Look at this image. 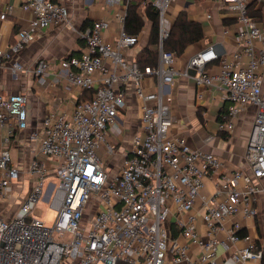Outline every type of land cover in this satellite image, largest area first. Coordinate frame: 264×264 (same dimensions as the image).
<instances>
[{"label":"built area","instance_id":"built-area-1","mask_svg":"<svg viewBox=\"0 0 264 264\" xmlns=\"http://www.w3.org/2000/svg\"><path fill=\"white\" fill-rule=\"evenodd\" d=\"M101 1L121 8V28L114 38L103 36L112 18L93 20L81 29L82 52L58 60V75L92 95L76 101L69 114L44 116L40 129L29 135L38 145L26 169L14 162L9 145L15 132L27 127V96L0 93V264H220L217 246L227 250L238 240L244 244L233 253L235 262L260 264L263 250L251 236L238 233V222L225 228L223 221L239 212L256 215L254 202L264 193V20L247 13V0H221L242 25L236 32L237 49L226 59L209 45L180 72L189 75L194 69L196 83L222 90L227 105L224 120L217 123L220 131H232L235 118L253 108L244 154L248 169L224 173L215 154L192 149L185 137L169 134L166 88L179 71L162 40L173 0H143L142 5L149 3L157 11L159 35L157 63L143 68L135 56L125 54L139 41L138 34L123 29L129 0ZM20 6L34 16L7 47L0 46V61L7 60L14 75L22 68L16 54L36 33L69 20L60 0H23ZM10 10L11 5L0 6V20ZM217 58L219 71L206 73L207 63ZM48 70L45 59L35 60L33 73L40 81ZM129 94L139 100L140 131L122 149V162L113 173L105 166L117 152L109 128L124 115ZM216 173L214 191L202 194L204 178ZM24 176L31 178L19 200ZM40 198L56 213L51 224L35 208ZM198 199L200 226L192 212ZM13 203L16 212L7 215ZM170 224L179 230L178 237L171 235Z\"/></svg>","mask_w":264,"mask_h":264},{"label":"crops","instance_id":"crops-1","mask_svg":"<svg viewBox=\"0 0 264 264\" xmlns=\"http://www.w3.org/2000/svg\"><path fill=\"white\" fill-rule=\"evenodd\" d=\"M23 0H0L2 8L11 5V10L4 20H0V46L7 47L17 35L16 33L26 26L34 14L30 10H23ZM69 10V20L65 25H51L36 33L34 39L16 54L15 58L21 62L22 68L17 74H12L7 66V60H1L0 67V93H23L27 96V127L16 131L9 145L10 153L13 151L14 162L26 169L32 156V149L38 145L37 140H31V132L40 129L42 120L48 113H71L76 101H79L84 91L75 87L63 76L58 75V60L72 52L80 54L85 47V41L80 36L82 25L85 20L93 21L100 18L113 21L108 30L103 33L106 40H112L116 32L121 28L118 13L120 7H109L101 0H60ZM94 1V2H93ZM258 11L259 19L264 20V0H247ZM185 9L190 19L199 21L203 28V38L190 44L184 52L175 57L172 67L179 71L174 77L173 84L166 88L169 93V106L172 123L169 134L183 136L189 147L203 152H212L222 162L221 170L230 173L234 169L247 170L245 162V146L253 121V108L239 115L234 120L232 131H220L217 123L224 120L225 113H219L227 105L222 90L216 86H207L196 83L189 75L181 74L189 58L198 51L212 45L216 52L226 59L238 47L236 32L242 27L234 11L228 10L221 0H173L165 14L167 26L170 28L177 13ZM142 12V6L138 10ZM93 15V18L90 16ZM150 29L146 22L139 35L136 46L127 49L126 55L135 56L137 50L146 44ZM71 55V54H70ZM43 58L49 63V70L44 74V80L40 81L33 73L35 60ZM243 64L247 58L243 57ZM220 69L219 59L207 63L205 72L215 74ZM262 76V93L264 95V67L260 68ZM146 80L145 83H148ZM126 110L117 123L110 126L109 135L117 146V152L107 157L105 166L107 170L116 172L123 159L122 149L127 148L131 136L140 131L139 127V100L129 94L126 102ZM222 113V112H221ZM209 137V138H208ZM219 174L204 178L202 194H210L214 191ZM26 178V177H25ZM25 189V188H24ZM23 189V190H24ZM22 192V191H21ZM20 192V193H21ZM19 193V196H20ZM200 206L198 199L192 212L197 217V225L200 226ZM241 206H244L241 203ZM257 214L254 216L244 215L242 212L229 216L223 221L225 228H230L234 222L240 224L238 233L251 236L255 245L263 250L264 264V193L254 202ZM8 210L7 215L16 211ZM15 211V212H14ZM187 215L184 214L183 218ZM171 235L178 237L179 231L174 224H170ZM224 236V231L219 232V238ZM244 242L238 240L231 243L229 249L222 245L217 246V257L220 264H238L233 258V253ZM195 251V248H194ZM254 260H248L246 264H256Z\"/></svg>","mask_w":264,"mask_h":264},{"label":"trees","instance_id":"trees-1","mask_svg":"<svg viewBox=\"0 0 264 264\" xmlns=\"http://www.w3.org/2000/svg\"><path fill=\"white\" fill-rule=\"evenodd\" d=\"M142 3L143 0H129L123 22V29L129 34L135 35L141 32L146 22H149L150 24L147 42L145 45L140 47L135 54V61L140 68H143L144 66L156 65L158 60L157 46L159 42L157 11L151 4L147 3L142 5ZM141 6L143 11L139 12L138 10ZM247 13L255 19H259V13L253 8L252 3H247ZM90 23L91 21L85 20L81 29ZM202 38L203 28L200 22L190 19L187 11L182 9L177 13L168 30L167 36L162 40V48L164 51L170 52L175 57H178L184 52L187 46L199 41ZM76 53L78 52L74 51L70 54L72 55ZM84 92L85 95L82 94V98H80V100L89 99L92 95V91L90 90ZM225 112L226 105L221 109L219 117H221V114Z\"/></svg>","mask_w":264,"mask_h":264},{"label":"rangeland","instance_id":"rangeland-1","mask_svg":"<svg viewBox=\"0 0 264 264\" xmlns=\"http://www.w3.org/2000/svg\"><path fill=\"white\" fill-rule=\"evenodd\" d=\"M94 2V1H93ZM90 18H93V15L90 16ZM173 65V64H172ZM11 157L12 159H14V154H13V151L11 152ZM31 177H26L24 176L23 178V185H24V190H22V192L20 193V196H19V200H21L22 196H24L26 190H28V187H29V180H30ZM16 203H13L11 204V206L8 207L9 210H13ZM35 208L38 210H42V218L44 220V222H46L47 224H51L53 219H54V216H55V211L54 209L50 208L49 207V204L47 202H45L42 198H40L37 202V204L35 205ZM16 211V210H15ZM14 211V212H15Z\"/></svg>","mask_w":264,"mask_h":264},{"label":"water","instance_id":"water-1","mask_svg":"<svg viewBox=\"0 0 264 264\" xmlns=\"http://www.w3.org/2000/svg\"><path fill=\"white\" fill-rule=\"evenodd\" d=\"M189 72H190L191 74H194V73H195L194 69H190Z\"/></svg>","mask_w":264,"mask_h":264}]
</instances>
